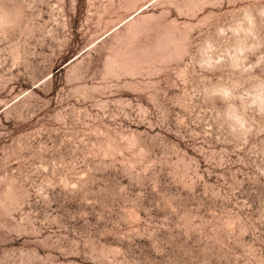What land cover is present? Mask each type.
I'll list each match as a JSON object with an SVG mask.
<instances>
[{
	"label": "rangeland",
	"instance_id": "rangeland-1",
	"mask_svg": "<svg viewBox=\"0 0 264 264\" xmlns=\"http://www.w3.org/2000/svg\"><path fill=\"white\" fill-rule=\"evenodd\" d=\"M261 73L264 0H0V264H264Z\"/></svg>",
	"mask_w": 264,
	"mask_h": 264
},
{
	"label": "snow or ice",
	"instance_id": "snow-or-ice-1",
	"mask_svg": "<svg viewBox=\"0 0 264 264\" xmlns=\"http://www.w3.org/2000/svg\"><path fill=\"white\" fill-rule=\"evenodd\" d=\"M261 92H260V97H261V103H260V111L261 114L264 115V73H261V84H260ZM229 94L227 92L224 93V96H228ZM241 127L243 125L241 124ZM261 176H264V172L260 173ZM74 187V185H73ZM261 204L264 206V193L261 194ZM264 210V209H262ZM264 226V215L261 217V222L258 224V227Z\"/></svg>",
	"mask_w": 264,
	"mask_h": 264
}]
</instances>
